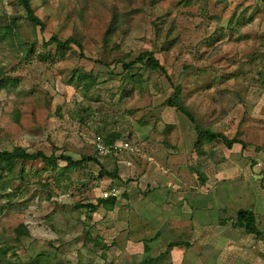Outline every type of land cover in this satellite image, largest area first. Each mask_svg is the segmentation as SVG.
Instances as JSON below:
<instances>
[{"label": "rangeland", "instance_id": "374dc122", "mask_svg": "<svg viewBox=\"0 0 264 264\" xmlns=\"http://www.w3.org/2000/svg\"><path fill=\"white\" fill-rule=\"evenodd\" d=\"M31 5L42 28L28 21L19 0H0V151L22 147L84 160L65 170L61 160L55 169L25 161L10 174L0 172V264H149L153 256H112L117 243L106 245L105 224L87 205L110 185L121 199L124 184L160 166L192 176L194 184L220 166L264 185V0ZM6 27L11 36L3 33ZM52 35L73 37L82 47L71 43L58 56L53 45H44ZM143 51L153 52L167 75L139 62L132 73L123 69L122 61ZM89 74L96 83L87 91ZM175 86L201 128L244 146L230 150L214 140L203 143V151L195 144L182 145V151L186 132L197 136L189 119L164 103ZM107 134L128 141L135 152L99 157L92 142ZM100 170L124 177L111 179ZM121 217L130 220L128 237L134 239L138 223ZM19 226L26 231L17 236ZM146 245L154 247L152 241ZM238 250L264 262L257 244H240Z\"/></svg>", "mask_w": 264, "mask_h": 264}, {"label": "crops", "instance_id": "0c3cea01", "mask_svg": "<svg viewBox=\"0 0 264 264\" xmlns=\"http://www.w3.org/2000/svg\"><path fill=\"white\" fill-rule=\"evenodd\" d=\"M186 133L190 134L179 144L182 151V145L192 148L196 141L191 132ZM219 167L210 175L206 172L199 184L192 176L173 174L161 166L151 174L145 172L138 182L124 184V196L111 209L101 206L94 212L105 224L106 245L117 243L109 249L112 256H153L148 260L152 264H264L260 256H244L238 250L240 244H257L264 250V185L250 174L226 173ZM118 175L123 179V173ZM239 209L254 212L260 236L237 224ZM121 214L138 223L132 240L131 222Z\"/></svg>", "mask_w": 264, "mask_h": 264}, {"label": "trees", "instance_id": "16d2710c", "mask_svg": "<svg viewBox=\"0 0 264 264\" xmlns=\"http://www.w3.org/2000/svg\"><path fill=\"white\" fill-rule=\"evenodd\" d=\"M20 6L22 7L26 18L28 19L29 22H31L35 26H39L40 28L43 27V22L38 18V16L34 13L32 5H31V0H19ZM5 31L3 32L5 35H10V27L4 28ZM11 36V35H10ZM74 44L77 47L81 48V44L78 40H76L73 37L67 38L66 40L62 41L60 40L57 36L52 35L49 40L44 43L46 47L53 45L56 54L58 56H62L66 50L67 47L70 44ZM29 52H33V45H28ZM141 63L144 65L145 68H147L148 71H153V72H161L164 75H167L164 67L159 63V61L154 57L153 52L151 51H143L141 52L134 60H131L129 62H124L122 61V67L127 71L128 73H132V66L135 63ZM90 78V81L86 83V90L89 91L94 84L96 83L95 77L91 74L88 75ZM131 78H135L136 74H130ZM137 77H140L137 75ZM180 87L175 86L174 87V93L172 96L168 97L165 100V105L168 107L175 108L177 112L181 113L185 117L189 119V121L192 123L194 131L196 133V141H195V148L199 149L200 151H203L202 146L203 143L205 142H211L214 140H220L222 143L227 147L231 148L233 144L239 143L244 146V144L238 140L237 138H227L221 133H216L212 132L208 129H203L201 128L193 118V116L187 111V109L180 103ZM113 134H107L104 137H97L102 139L106 144H111L115 141H118L120 139H115L113 137ZM41 161L45 166L50 167L51 169H55L58 167V162L64 161L65 165L61 169H71L75 167H79L83 162L84 159L82 160H73L70 156L66 155H59L56 156L54 153H51L50 155H47L41 151L37 152H28L22 147H17L12 151L8 150H2L0 151V172H6L7 174H10L14 171L15 167L19 163H23L25 161ZM86 160H92L96 161V158L94 157H88ZM97 162V161H96ZM101 171V170H100ZM100 175H107L111 179H116V180H122V178L118 175V171H101ZM118 196L114 197H109V198H102V195L98 198L96 203L89 204L87 205L89 208V211L92 213V215L98 207H104L106 209H111L115 203L117 202ZM236 221L237 224L244 228L245 232L248 234H254L256 236H260L261 232L257 228L256 225V217L253 211L247 210V209H239L236 212ZM23 230L25 228L23 226H19L15 229L17 236L21 235L23 233ZM26 231V230H25ZM27 234V232H26ZM5 253V252H4Z\"/></svg>", "mask_w": 264, "mask_h": 264}, {"label": "built area", "instance_id": "2783aa9c", "mask_svg": "<svg viewBox=\"0 0 264 264\" xmlns=\"http://www.w3.org/2000/svg\"><path fill=\"white\" fill-rule=\"evenodd\" d=\"M92 143L94 151L99 157L113 156L122 152H135V147L126 140H118L111 144H106L102 139L95 138ZM119 194V189L114 185H110V187L101 195L102 198L106 199L109 197L118 196Z\"/></svg>", "mask_w": 264, "mask_h": 264}]
</instances>
